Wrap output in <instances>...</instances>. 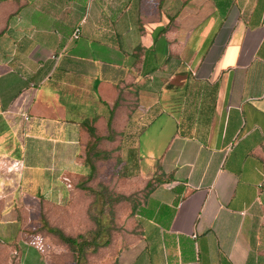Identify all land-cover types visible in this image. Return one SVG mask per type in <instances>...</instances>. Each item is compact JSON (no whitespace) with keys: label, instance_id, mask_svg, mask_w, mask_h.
Returning a JSON list of instances; mask_svg holds the SVG:
<instances>
[{"label":"crops","instance_id":"1","mask_svg":"<svg viewBox=\"0 0 264 264\" xmlns=\"http://www.w3.org/2000/svg\"><path fill=\"white\" fill-rule=\"evenodd\" d=\"M90 128L142 177L119 264H264V0H0V240L25 262L35 213L95 189Z\"/></svg>","mask_w":264,"mask_h":264},{"label":"rangeland","instance_id":"2","mask_svg":"<svg viewBox=\"0 0 264 264\" xmlns=\"http://www.w3.org/2000/svg\"><path fill=\"white\" fill-rule=\"evenodd\" d=\"M99 155V156H98ZM105 154H97L92 156L97 170L91 181L89 189L100 190L101 186H105L108 190L115 194L117 190L122 187L120 183L126 180L140 181L141 174L135 170H131L129 165H126V156L118 153L111 156V159H106ZM137 173V174H136ZM139 184L136 185L134 190H139ZM134 191L131 195L130 201L136 203L139 201L140 191ZM94 193L88 190L85 194L84 200L79 203L70 204L69 206H59L57 208L48 209L42 208L41 211L35 213L37 219L33 220L32 228L35 225L37 229H30L27 233L22 235L25 244L34 247L40 254L42 264H77L78 250L75 245L62 241L56 234L48 233L43 224V220L47 221L51 226L60 228L62 231H83V236L90 237L89 233L93 230L94 221L91 216L95 214L97 207L94 206L92 200ZM124 201V200H123ZM88 208V210H87ZM107 210V211H106ZM105 211L108 212V209ZM114 224L111 243L107 247H101L97 251L89 250L87 252L85 262L83 264H119L118 253L119 248L123 247L127 241L130 224L129 219L132 214L122 206L114 207ZM32 221V220H30ZM74 238L78 237L79 233L67 234ZM28 254L29 252H25ZM0 264H35L25 262V258L20 250L14 249L13 245H9L0 240ZM39 264V263H38Z\"/></svg>","mask_w":264,"mask_h":264},{"label":"trees","instance_id":"3","mask_svg":"<svg viewBox=\"0 0 264 264\" xmlns=\"http://www.w3.org/2000/svg\"><path fill=\"white\" fill-rule=\"evenodd\" d=\"M90 134L92 135L93 140L88 146L86 163H88L91 168L90 178H93L97 167L95 166L92 156H97L98 152H96V147L101 138L95 135L92 128H90ZM88 190L95 194L94 203L97 205L98 209L95 214L91 216L96 225V229L89 233L90 237L80 234L78 237L74 238L64 233L60 228L53 227L46 220H43L44 228L48 233L56 234L62 241L76 246L78 250L77 264H83L82 261L85 262L89 250L95 252L101 247H107L110 245L114 224V205L125 198L123 195H115L111 193L105 186H101L100 190L89 188ZM106 209H109L108 212H106Z\"/></svg>","mask_w":264,"mask_h":264},{"label":"built area","instance_id":"4","mask_svg":"<svg viewBox=\"0 0 264 264\" xmlns=\"http://www.w3.org/2000/svg\"><path fill=\"white\" fill-rule=\"evenodd\" d=\"M80 34L79 31L77 30L73 37L74 39L79 38ZM36 93V88L34 84H31L30 87L25 90L19 97V102L18 106L20 108V115L24 119V121L28 122L31 119L30 115V106L31 103L35 97ZM23 161L20 159H13V158H8L4 162V168L3 171L8 173V174H15V173H20L23 169Z\"/></svg>","mask_w":264,"mask_h":264}]
</instances>
